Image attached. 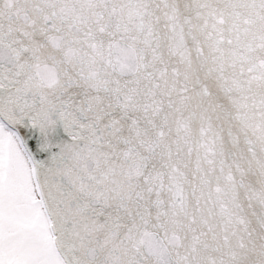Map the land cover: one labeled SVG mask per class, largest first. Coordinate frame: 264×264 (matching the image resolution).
Returning <instances> with one entry per match:
<instances>
[{
  "label": "snow or ice",
  "instance_id": "snow-or-ice-1",
  "mask_svg": "<svg viewBox=\"0 0 264 264\" xmlns=\"http://www.w3.org/2000/svg\"><path fill=\"white\" fill-rule=\"evenodd\" d=\"M0 264H264V0H0Z\"/></svg>",
  "mask_w": 264,
  "mask_h": 264
}]
</instances>
